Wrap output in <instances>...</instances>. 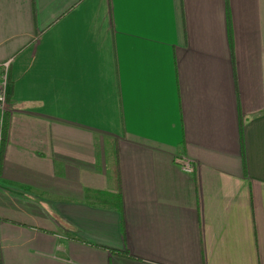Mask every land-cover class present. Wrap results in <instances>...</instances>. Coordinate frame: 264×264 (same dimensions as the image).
<instances>
[{
    "label": "crops",
    "instance_id": "obj_1",
    "mask_svg": "<svg viewBox=\"0 0 264 264\" xmlns=\"http://www.w3.org/2000/svg\"><path fill=\"white\" fill-rule=\"evenodd\" d=\"M7 57L0 264H264V0H0Z\"/></svg>",
    "mask_w": 264,
    "mask_h": 264
},
{
    "label": "built area",
    "instance_id": "obj_2",
    "mask_svg": "<svg viewBox=\"0 0 264 264\" xmlns=\"http://www.w3.org/2000/svg\"><path fill=\"white\" fill-rule=\"evenodd\" d=\"M11 57L0 60V158L2 154V140L4 121L7 113L10 111V82L8 80V69ZM174 162L184 171L191 172L193 170V162L191 158L185 154H176Z\"/></svg>",
    "mask_w": 264,
    "mask_h": 264
},
{
    "label": "trees",
    "instance_id": "obj_3",
    "mask_svg": "<svg viewBox=\"0 0 264 264\" xmlns=\"http://www.w3.org/2000/svg\"><path fill=\"white\" fill-rule=\"evenodd\" d=\"M116 164V161H115ZM115 174L117 177V165H115ZM87 194H91L93 197L97 198V199H101V200H108V201H112V205L114 207H116L119 211H121V206H122V201H121V197L118 193H111V192H107V191H95V190H90L87 189L86 191ZM121 228H122V219H121Z\"/></svg>",
    "mask_w": 264,
    "mask_h": 264
}]
</instances>
